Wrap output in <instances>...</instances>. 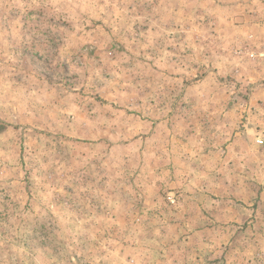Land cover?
I'll list each match as a JSON object with an SVG mask.
<instances>
[{"label":"rangeland","instance_id":"374dc122","mask_svg":"<svg viewBox=\"0 0 264 264\" xmlns=\"http://www.w3.org/2000/svg\"><path fill=\"white\" fill-rule=\"evenodd\" d=\"M0 264H264V0H0Z\"/></svg>","mask_w":264,"mask_h":264}]
</instances>
